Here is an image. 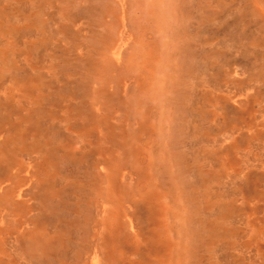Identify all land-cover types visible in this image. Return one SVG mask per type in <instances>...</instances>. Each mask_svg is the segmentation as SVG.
Returning <instances> with one entry per match:
<instances>
[{"label": "rangeland", "instance_id": "1", "mask_svg": "<svg viewBox=\"0 0 264 264\" xmlns=\"http://www.w3.org/2000/svg\"><path fill=\"white\" fill-rule=\"evenodd\" d=\"M0 264H264V0H0Z\"/></svg>", "mask_w": 264, "mask_h": 264}]
</instances>
